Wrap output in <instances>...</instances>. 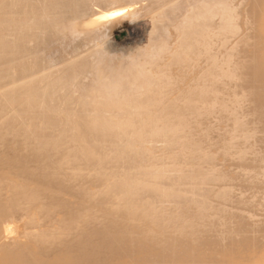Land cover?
Segmentation results:
<instances>
[{"label":"bare ground","instance_id":"1","mask_svg":"<svg viewBox=\"0 0 264 264\" xmlns=\"http://www.w3.org/2000/svg\"><path fill=\"white\" fill-rule=\"evenodd\" d=\"M0 264H264V0H0Z\"/></svg>","mask_w":264,"mask_h":264},{"label":"rangeland","instance_id":"2","mask_svg":"<svg viewBox=\"0 0 264 264\" xmlns=\"http://www.w3.org/2000/svg\"><path fill=\"white\" fill-rule=\"evenodd\" d=\"M153 19L149 17L141 18L139 21L125 24L117 29L112 36L113 46L116 48H128L147 41L148 33L153 27Z\"/></svg>","mask_w":264,"mask_h":264},{"label":"snow or ice","instance_id":"3","mask_svg":"<svg viewBox=\"0 0 264 264\" xmlns=\"http://www.w3.org/2000/svg\"><path fill=\"white\" fill-rule=\"evenodd\" d=\"M111 16H118V15H121V13L119 12H112L110 13ZM101 19H108V16H104V17H101Z\"/></svg>","mask_w":264,"mask_h":264}]
</instances>
